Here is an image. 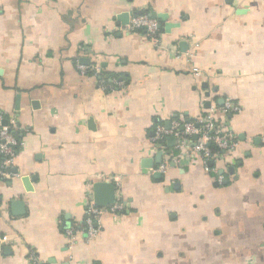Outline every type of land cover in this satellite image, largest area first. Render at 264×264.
I'll use <instances>...</instances> for the list:
<instances>
[{"label": "crops", "instance_id": "1", "mask_svg": "<svg viewBox=\"0 0 264 264\" xmlns=\"http://www.w3.org/2000/svg\"><path fill=\"white\" fill-rule=\"evenodd\" d=\"M152 12L175 25L157 19L161 44L118 21ZM228 101L235 159L155 153L156 125ZM0 117L21 139L0 159V264H264V0H0ZM97 183L123 210L87 243Z\"/></svg>", "mask_w": 264, "mask_h": 264}, {"label": "built area", "instance_id": "2", "mask_svg": "<svg viewBox=\"0 0 264 264\" xmlns=\"http://www.w3.org/2000/svg\"><path fill=\"white\" fill-rule=\"evenodd\" d=\"M127 32H141L148 39L161 44L162 33L160 24L157 19H154L150 15L135 14L131 18L129 25L126 27ZM182 54H177V58H181ZM78 69L82 75L93 73V71H99L98 67L92 69L78 65ZM192 71L196 76H202L201 71L192 67ZM117 85L115 79H106L102 75L99 79V87L102 90H111L113 86ZM241 107L227 102L224 108L218 109V107L212 106L206 115L200 118L181 124L178 121H174L169 127L164 124H158L155 127L153 138V144L155 153L163 151L166 148V141L170 137L176 139L175 150L179 154V159L185 157H201L204 162L216 160L217 162H224L235 159L239 144L237 142V136L232 131L227 130V126L223 122V114L232 112L234 114L239 113ZM197 136L194 141V147L190 150L186 148L185 140L187 137ZM214 145L218 148V152L214 153L211 150V146ZM21 141L17 138L13 128L5 124L0 117V158L1 164L6 169L15 159ZM168 164L160 166L156 172L166 173ZM209 172H216L217 170H208ZM219 183L223 182V177H219ZM123 210V206L120 202L115 201L112 205L100 208L95 204L89 207L87 212V218L83 224V232L86 236V242L97 239L101 233L100 224L103 217L106 215H116ZM69 238L74 239V230L67 231ZM29 260L32 264H42L36 254L32 253Z\"/></svg>", "mask_w": 264, "mask_h": 264}, {"label": "water", "instance_id": "3", "mask_svg": "<svg viewBox=\"0 0 264 264\" xmlns=\"http://www.w3.org/2000/svg\"><path fill=\"white\" fill-rule=\"evenodd\" d=\"M131 15H133V14H131ZM131 15L130 14H122V15L118 16V21H120L123 25H129V18ZM151 16L154 19H159L162 22H164L165 26H163V27H164L165 31L168 33L171 31L172 28L175 27L174 24L168 23V21H167L168 16L167 15L157 14L155 12H152ZM161 28H162V26L160 25V29ZM181 47H183V48L186 47V44L182 42ZM5 124H7V123L5 122ZM167 126H169V125H167ZM193 139L196 140L197 136H194ZM168 142L170 143V146H173L176 143V139L175 138H169ZM156 162L158 164L162 163V153L157 154ZM153 163L154 162H152V161L149 162L147 160V162L145 164L152 167ZM229 172L231 175H234L235 174V167H230ZM94 201H95L96 206H98L100 208L112 205L115 202V188H114V186L112 184H107V183L95 184V186H94ZM23 206H24L23 202H21V201H15V202H12V204H11L12 209H14V211L18 210V212H20V213L23 210Z\"/></svg>", "mask_w": 264, "mask_h": 264}, {"label": "trees", "instance_id": "4", "mask_svg": "<svg viewBox=\"0 0 264 264\" xmlns=\"http://www.w3.org/2000/svg\"><path fill=\"white\" fill-rule=\"evenodd\" d=\"M102 76L106 79H116L118 80L119 79V75L115 74L114 72H111V71H106L105 73L102 74ZM17 138L19 139V141H21L20 137L18 136V134L15 132ZM211 150L212 152L214 153H217L219 150L218 148H216L214 145L211 146ZM1 159V158H0Z\"/></svg>", "mask_w": 264, "mask_h": 264}]
</instances>
